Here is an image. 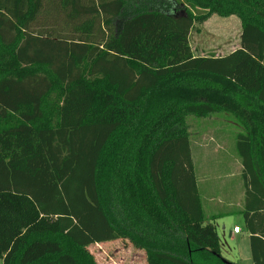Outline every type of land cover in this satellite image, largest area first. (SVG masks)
Masks as SVG:
<instances>
[{
	"label": "trees",
	"instance_id": "trees-1",
	"mask_svg": "<svg viewBox=\"0 0 264 264\" xmlns=\"http://www.w3.org/2000/svg\"><path fill=\"white\" fill-rule=\"evenodd\" d=\"M132 1L0 0L2 264H99L89 247L120 238L148 264H241L206 216L187 124L225 112L264 264V0ZM213 13L240 18L241 47L196 56Z\"/></svg>",
	"mask_w": 264,
	"mask_h": 264
},
{
	"label": "rangeland",
	"instance_id": "rangeland-1",
	"mask_svg": "<svg viewBox=\"0 0 264 264\" xmlns=\"http://www.w3.org/2000/svg\"><path fill=\"white\" fill-rule=\"evenodd\" d=\"M181 2L185 3V0ZM132 3H138V0H133ZM175 11L183 13L184 6H178ZM241 30V21L237 15L223 17L213 13L205 21L195 23L190 34V43L197 54L223 55L238 49L236 42L240 40ZM213 122L210 119L187 117L198 186L207 213L212 211V207L217 211L233 213L214 220L221 241L222 255L233 262L249 264L252 262L249 232L245 225L244 214L237 211L236 202V198L239 201L245 195L242 164L237 154L236 139L230 132L225 137L214 135L216 132L212 130ZM202 128L209 129L206 133L200 134ZM216 142L220 143V152H216L218 147ZM226 182L228 187H225ZM231 187H234V192L230 196L234 195L232 198L234 200L222 198L224 191L221 190L225 188L232 190ZM237 229L239 233L235 232ZM230 230L233 236L235 235L234 238L230 236ZM89 249L99 264H148L146 251L122 238L96 243Z\"/></svg>",
	"mask_w": 264,
	"mask_h": 264
},
{
	"label": "crops",
	"instance_id": "crops-1",
	"mask_svg": "<svg viewBox=\"0 0 264 264\" xmlns=\"http://www.w3.org/2000/svg\"><path fill=\"white\" fill-rule=\"evenodd\" d=\"M140 4V0H138V5ZM242 31V30H241ZM241 34H242V32H241ZM234 44H235V42H234ZM236 45L238 46V48H240L241 47V36H240V40L238 41V42H236ZM236 50V49H235ZM194 51V50H193ZM234 51V50H233ZM233 51H231V52H233ZM231 52H228V53H226V54H223V55H227V54H229V53H231ZM194 54L196 55V56H206V55H202V54H197V53H195L194 52ZM217 56H221V55H217ZM201 119V118H200ZM202 119H210L211 121H214L213 122V128H212V130H213V132H216L214 135H218V136H221V137H225V136H227V134H229V132H230V134L231 135H233V137L235 138V136L239 133V132H241L242 131V127H241V125L237 122V119H236V117L233 115V114H231V113H227V112H225V113H218V114H213V115H211V116H208V117H203ZM216 122V123H215ZM208 129L209 128H202L201 129V133L200 134H202V133H206V131H208ZM216 144L218 145V147L216 148V152H220V150H219V146H220V143H218V142H216ZM222 148V146L220 147V149ZM196 168V167H195ZM228 187V182H226L225 183V187ZM206 186H204V188H205ZM224 187V186H223ZM232 188V190L229 188L228 190L225 188L224 190H221V191H224L223 192V196L221 195V197L222 198H229V199H231V200H234V199H232L233 198V196H230V194L232 193V192H234L233 191V189H234V187H231ZM221 194V193H220ZM235 194V193H234ZM236 195V194H235ZM236 197H238V196H236ZM235 197V198H236ZM202 201H203V199H202ZM211 201H213V200H211ZM236 202H237V204L239 205H237V207H238V212L239 213H242V210H244V202H245V195L241 198V200H239V201H237V198H236ZM243 205V206H242ZM203 207H204V210H205V213H206V216L208 217V219H211V218H213V217H216V219L217 218H219V217H222V216H227V215H229V214H233V213H230V212H232V211H229V212H221V211H217V209L216 208H214V207H212L211 209H212V211L210 212V213H207V211H206V208H205V205H204V203H203ZM237 212V213H238ZM216 219H214V220H216ZM213 220V223L215 224V221ZM248 231V230H247ZM249 234V233H248ZM230 236L231 237H233L234 238V236H233V233L231 232V230H230ZM250 240V239H249ZM226 259H228V258H226ZM229 260V259H228ZM231 261V260H230ZM236 262V261H235Z\"/></svg>",
	"mask_w": 264,
	"mask_h": 264
},
{
	"label": "built area",
	"instance_id": "built-area-1",
	"mask_svg": "<svg viewBox=\"0 0 264 264\" xmlns=\"http://www.w3.org/2000/svg\"><path fill=\"white\" fill-rule=\"evenodd\" d=\"M235 232L239 233V230L237 229Z\"/></svg>",
	"mask_w": 264,
	"mask_h": 264
}]
</instances>
